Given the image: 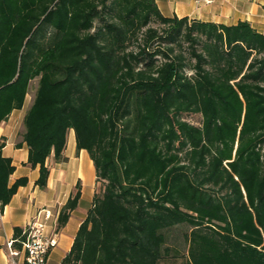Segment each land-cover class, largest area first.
<instances>
[{
  "label": "trees",
  "instance_id": "obj_1",
  "mask_svg": "<svg viewBox=\"0 0 264 264\" xmlns=\"http://www.w3.org/2000/svg\"><path fill=\"white\" fill-rule=\"evenodd\" d=\"M36 77L16 142L35 184L49 156L65 159L69 129L96 175L61 262L165 264L185 224L186 264H264V33L167 16L155 0H0V122ZM3 146L0 211L27 182L9 184ZM25 236L15 226L13 245Z\"/></svg>",
  "mask_w": 264,
  "mask_h": 264
},
{
  "label": "crops",
  "instance_id": "obj_2",
  "mask_svg": "<svg viewBox=\"0 0 264 264\" xmlns=\"http://www.w3.org/2000/svg\"><path fill=\"white\" fill-rule=\"evenodd\" d=\"M162 14L178 17L187 16L203 21L224 24L247 20L253 28L264 33V0H155ZM31 103V102H30ZM29 103V104H30ZM28 104V106H29ZM13 109L0 122V140H4L2 154L11 158L14 170L9 176V184L21 176L27 177L24 185L16 192L0 211V264H9L6 243L13 239V228L24 227L42 208L51 210L52 216L46 220V230L54 233L56 244L48 251L45 264H59L70 249L80 222L91 205L96 187L95 168L88 152L76 149L74 132L68 130L65 159L53 162L46 159L49 167L46 186L40 188L35 184L38 166L30 167L27 163L28 148L19 141L18 130L22 126L23 115L28 108ZM80 184V197L68 220L57 228L56 221L60 207L66 202L76 183Z\"/></svg>",
  "mask_w": 264,
  "mask_h": 264
},
{
  "label": "built area",
  "instance_id": "obj_3",
  "mask_svg": "<svg viewBox=\"0 0 264 264\" xmlns=\"http://www.w3.org/2000/svg\"><path fill=\"white\" fill-rule=\"evenodd\" d=\"M52 216L51 210L42 208L26 224V236L20 247L13 245V239L6 243L9 264H45L48 251L56 244L54 233L46 230V220ZM59 264H78L60 262Z\"/></svg>",
  "mask_w": 264,
  "mask_h": 264
},
{
  "label": "rangeland",
  "instance_id": "obj_4",
  "mask_svg": "<svg viewBox=\"0 0 264 264\" xmlns=\"http://www.w3.org/2000/svg\"><path fill=\"white\" fill-rule=\"evenodd\" d=\"M36 85H37V77L32 79L30 82L29 91L26 95L24 102V105L26 107L32 100ZM183 117L195 124L200 123V116L197 114H187V115L185 114ZM21 131H22V126L18 130V136ZM49 160H52L51 156H49ZM74 190L75 188H73V191ZM186 229L187 226L185 224H181L169 232L167 243L170 246V248H176L177 251L175 253L174 252L170 253L171 255L165 259V264H186L185 260H186L187 242L183 235V232Z\"/></svg>",
  "mask_w": 264,
  "mask_h": 264
}]
</instances>
